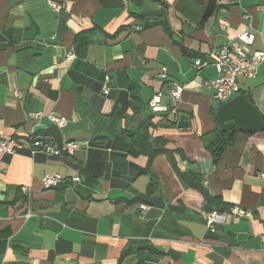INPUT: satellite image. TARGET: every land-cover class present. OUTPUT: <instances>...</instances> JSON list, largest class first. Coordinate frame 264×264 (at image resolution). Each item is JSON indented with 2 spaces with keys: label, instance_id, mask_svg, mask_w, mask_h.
<instances>
[{
  "label": "crops",
  "instance_id": "obj_1",
  "mask_svg": "<svg viewBox=\"0 0 264 264\" xmlns=\"http://www.w3.org/2000/svg\"><path fill=\"white\" fill-rule=\"evenodd\" d=\"M55 1L61 10L0 0V140L83 146L62 156L0 152V264H264V129L239 132L215 161L202 136L217 127L208 84L217 71L192 64L246 27L255 34L247 51L263 49L264 0H216L203 23L208 0ZM238 81L264 116V62ZM175 85L183 89L172 112ZM157 93L169 111L150 109ZM146 120L168 150L151 161L129 149ZM188 170L252 217L209 229L203 192L180 175ZM55 172L65 180L44 187Z\"/></svg>",
  "mask_w": 264,
  "mask_h": 264
},
{
  "label": "built area",
  "instance_id": "obj_2",
  "mask_svg": "<svg viewBox=\"0 0 264 264\" xmlns=\"http://www.w3.org/2000/svg\"><path fill=\"white\" fill-rule=\"evenodd\" d=\"M48 6L55 11L62 9V4L55 0H47ZM248 15H245L247 17ZM140 29L139 25L134 26ZM255 34L246 27L236 34V36L225 45L217 47L209 52L206 59L196 58L192 64L195 68L200 69L208 65H213L216 68L217 75L208 81L211 88L212 98L218 104L230 100L233 96L239 93L240 85L238 78L240 76L252 78L257 74L258 66L264 62V48L257 49L249 53L247 46L253 44ZM165 76V73L162 74ZM182 86L175 85L170 89L171 111L177 110V105L181 97ZM103 94L107 95L110 91L109 77L106 76L101 87ZM14 93L21 95L19 90ZM160 93H157L149 102L150 109L153 112H167L170 109L166 105L160 104ZM43 116L40 111L30 112L28 118L30 120H38ZM49 120L58 128H62L67 123L64 116L55 113L48 114ZM82 143L77 140H66L58 142L53 137H42L29 135L27 138L9 137L0 140V152L6 154H14L28 150L30 154L42 152L49 156L75 155L82 148ZM264 177V171L260 173ZM65 180L60 173L46 174L41 179V184L44 187L51 188L59 186ZM25 191L26 188H23ZM206 226L209 229H214L218 225L226 224L229 218H251L253 213L251 210L240 206H231L226 211L217 209L203 210L201 212ZM94 264V263H80Z\"/></svg>",
  "mask_w": 264,
  "mask_h": 264
},
{
  "label": "trees",
  "instance_id": "obj_3",
  "mask_svg": "<svg viewBox=\"0 0 264 264\" xmlns=\"http://www.w3.org/2000/svg\"><path fill=\"white\" fill-rule=\"evenodd\" d=\"M239 93L244 94L245 92L240 89ZM247 97L251 100L249 96ZM214 111L215 109L212 111L213 115ZM153 125V122L146 120L144 124H142L140 130L135 134L134 137H132L129 146L130 151L134 154L147 153L149 155L150 161L156 154L168 151L164 147L166 142L165 138L160 136L154 137L148 132L149 127ZM239 132L240 131L236 128L233 123L227 124L224 128H221L217 125L215 129L206 132L202 136V140L204 145L207 149H209V151L214 157V160L216 161L226 147L233 145L236 135ZM180 175L190 186L201 189L204 194L207 210L217 209L219 211H226L231 207L230 205L223 202V200L219 197L211 196L207 191L202 188L200 184L202 177L200 174L192 170H188L185 172H180ZM150 186V188H154L153 183ZM137 264L146 263L140 261Z\"/></svg>",
  "mask_w": 264,
  "mask_h": 264
},
{
  "label": "water",
  "instance_id": "obj_4",
  "mask_svg": "<svg viewBox=\"0 0 264 264\" xmlns=\"http://www.w3.org/2000/svg\"><path fill=\"white\" fill-rule=\"evenodd\" d=\"M217 8L216 0H208L201 23L211 17ZM214 120L224 128L233 123L243 133H255L264 129V116L255 103L246 95L238 93L230 100L219 104L214 111Z\"/></svg>",
  "mask_w": 264,
  "mask_h": 264
}]
</instances>
